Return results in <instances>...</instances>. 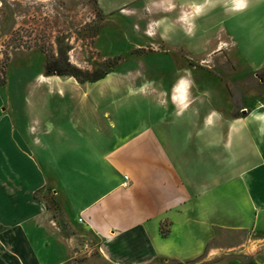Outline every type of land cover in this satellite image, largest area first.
I'll return each mask as SVG.
<instances>
[{"label": "crops", "instance_id": "crops-1", "mask_svg": "<svg viewBox=\"0 0 264 264\" xmlns=\"http://www.w3.org/2000/svg\"><path fill=\"white\" fill-rule=\"evenodd\" d=\"M194 2L203 0H174L170 5L178 17L162 19L164 34H178L168 42L188 58L205 61L224 45L235 54L240 41L233 27L258 29L249 42L264 43V0H249L243 12L227 10L221 0L195 19V31L189 34L183 18ZM255 64L249 59L250 67ZM257 68L251 72L264 69V59ZM186 74L174 71L176 80H170L163 95L148 93L162 113L125 143L130 146L125 172L121 145L108 152L88 149L66 159L77 166H58L54 143L42 140L58 141L60 133L43 131L35 123L25 127L27 141L5 116L0 98V264H66L50 212L36 197L46 188L72 223L64 205L73 198L82 227L99 242L96 250L104 264H264V122L256 118L264 114V102L244 108L246 116L235 118L230 115L235 105L223 85H205L198 78L200 84L186 89ZM212 112L219 115L208 125ZM82 135L67 141L76 136L88 145ZM143 140L145 144L139 142ZM124 176L131 181L125 203L135 220L126 229L121 228L124 197L117 193ZM83 184L93 190L80 199L76 187ZM229 234L254 238L228 246Z\"/></svg>", "mask_w": 264, "mask_h": 264}, {"label": "rangeland", "instance_id": "rangeland-1", "mask_svg": "<svg viewBox=\"0 0 264 264\" xmlns=\"http://www.w3.org/2000/svg\"><path fill=\"white\" fill-rule=\"evenodd\" d=\"M172 2L0 0V98L5 116L27 141L29 134L25 127L35 123L43 131L60 133L58 141H50L47 136L42 140L44 144L54 143L53 154L60 156L58 166H77L66 159L84 155L88 149L108 152L121 145L125 172L130 169L125 156L130 146L125 143L143 131L150 118L162 113L152 104L148 93L167 92L170 80H176L174 71L185 70L194 85L200 84L198 78L205 85H223L235 105L231 116L246 114L244 108L264 102V81L257 78L259 71L251 72L258 70L264 59V43L249 42L258 29L233 27L231 30L240 41L235 54L224 45L219 54L200 64L199 59L188 58L182 48L168 42V39L177 40L178 34L173 30L164 34L163 17L175 20L179 15L171 7ZM165 8L173 10L164 11ZM58 50L64 51L67 62L83 73H109L95 83H78L69 77H44L46 60L57 57ZM249 59L255 60V66L250 67ZM77 133L83 134L80 139H89L88 145L86 141L79 142L76 136L67 141V137ZM71 142L73 148L69 147ZM91 189L84 184L77 186V197L91 196ZM128 189L117 192L124 197L122 229L135 222L131 207L125 203ZM36 197L50 207L52 228L60 241L58 250L66 264H104L96 250L98 240L82 223H77L82 216L76 215L72 197L65 200L64 206L70 213L67 217L74 223L65 220L51 203V188L43 189ZM252 237L229 234L225 244L236 245ZM69 249L76 253L75 257Z\"/></svg>", "mask_w": 264, "mask_h": 264}, {"label": "trees", "instance_id": "trees-1", "mask_svg": "<svg viewBox=\"0 0 264 264\" xmlns=\"http://www.w3.org/2000/svg\"><path fill=\"white\" fill-rule=\"evenodd\" d=\"M109 72H95L92 74L83 73L79 69L73 67L67 62L64 51L58 50L57 57L48 58L44 65L43 74L44 77H69L76 80L78 83H95L105 78ZM264 69L256 73L260 82L264 81ZM246 114L234 115L233 117H245ZM51 203L55 205L56 210H60L57 201L52 197ZM47 209H50L49 205H45ZM70 264V263H67Z\"/></svg>", "mask_w": 264, "mask_h": 264}, {"label": "clouds", "instance_id": "clouds-1", "mask_svg": "<svg viewBox=\"0 0 264 264\" xmlns=\"http://www.w3.org/2000/svg\"><path fill=\"white\" fill-rule=\"evenodd\" d=\"M221 0H203L202 3H193L192 11L190 13H186L184 19V23L187 25L189 30V34L195 31V19L202 15L207 9L216 7ZM224 7L231 12H243L247 9L249 5V0H223ZM190 77V73L188 74ZM183 83L186 89H190L192 84L194 83L191 79H183ZM219 114L212 112L208 118H206V124H213V117H217ZM257 120L264 122V114H260L256 117ZM261 131H264V126H262Z\"/></svg>", "mask_w": 264, "mask_h": 264}, {"label": "built area", "instance_id": "built-area-1", "mask_svg": "<svg viewBox=\"0 0 264 264\" xmlns=\"http://www.w3.org/2000/svg\"><path fill=\"white\" fill-rule=\"evenodd\" d=\"M121 186H122V188H128V187L130 186V182H129V179H128L127 176H124V177H123V182H122ZM78 221H79L80 223L83 222L81 218H80Z\"/></svg>", "mask_w": 264, "mask_h": 264}, {"label": "flooded vegetation", "instance_id": "flooded-vegetation-1", "mask_svg": "<svg viewBox=\"0 0 264 264\" xmlns=\"http://www.w3.org/2000/svg\"><path fill=\"white\" fill-rule=\"evenodd\" d=\"M204 62H205L204 60H203V61H202V60H200V64H203ZM205 63H206V62H205ZM205 63H204V64H205ZM193 84H194V83H193Z\"/></svg>", "mask_w": 264, "mask_h": 264}, {"label": "water", "instance_id": "water-1", "mask_svg": "<svg viewBox=\"0 0 264 264\" xmlns=\"http://www.w3.org/2000/svg\"><path fill=\"white\" fill-rule=\"evenodd\" d=\"M243 112H245V111H243Z\"/></svg>", "mask_w": 264, "mask_h": 264}]
</instances>
